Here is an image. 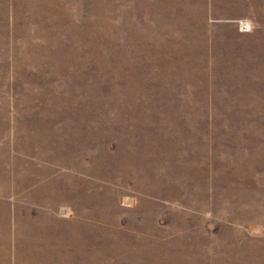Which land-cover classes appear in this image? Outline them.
I'll list each match as a JSON object with an SVG mask.
<instances>
[{
    "label": "rangeland",
    "instance_id": "obj_1",
    "mask_svg": "<svg viewBox=\"0 0 264 264\" xmlns=\"http://www.w3.org/2000/svg\"><path fill=\"white\" fill-rule=\"evenodd\" d=\"M0 264H264V0H0Z\"/></svg>",
    "mask_w": 264,
    "mask_h": 264
}]
</instances>
